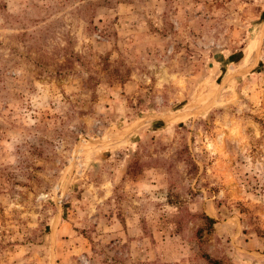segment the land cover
I'll list each match as a JSON object with an SVG mask.
<instances>
[{"label": "rangeland", "instance_id": "1", "mask_svg": "<svg viewBox=\"0 0 264 264\" xmlns=\"http://www.w3.org/2000/svg\"><path fill=\"white\" fill-rule=\"evenodd\" d=\"M206 256L264 264V0H0V264Z\"/></svg>", "mask_w": 264, "mask_h": 264}, {"label": "trees", "instance_id": "2", "mask_svg": "<svg viewBox=\"0 0 264 264\" xmlns=\"http://www.w3.org/2000/svg\"><path fill=\"white\" fill-rule=\"evenodd\" d=\"M201 216L203 217V219L206 220L207 224L210 226L213 225V223L215 222V219L210 217L209 215L205 214L204 212H201ZM206 260L209 262V264H220V262L216 259H213L211 257L206 256Z\"/></svg>", "mask_w": 264, "mask_h": 264}]
</instances>
